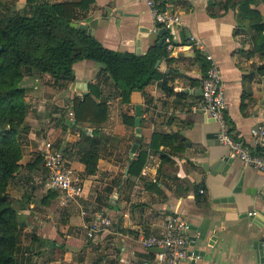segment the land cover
I'll return each instance as SVG.
<instances>
[{
    "label": "crops",
    "instance_id": "crops-1",
    "mask_svg": "<svg viewBox=\"0 0 264 264\" xmlns=\"http://www.w3.org/2000/svg\"><path fill=\"white\" fill-rule=\"evenodd\" d=\"M159 1L182 19L172 34L176 48L169 51L163 42L167 55L157 64L167 80L166 89L164 80L158 79L133 91L131 102L124 103L108 72L90 60L74 68L75 81L84 82L87 91L83 86L72 87L73 82L55 86L49 74L24 77L29 129L22 137V166L8 192L24 230L42 240L22 244L19 264H158L157 252L145 248L140 238L160 235L169 213L190 224L189 256L179 264L264 262V174L238 158L226 171L214 168L219 157H231L229 148L209 136L217 133L218 123L193 109L201 97V78L210 65L207 54H211L226 83L231 129L254 148L251 128L264 124V73L260 70L264 51L253 52L257 36L247 21L239 19L237 6L225 11L227 0ZM251 7L264 18V0ZM81 23L117 51L146 54L157 39L145 0H95ZM140 33L146 36L137 45ZM192 35L203 49L179 47L180 41L188 43ZM90 82L100 86V98L109 104L108 118L95 135L102 144L93 174L86 172L78 142L94 128L70 124H75L73 98L88 92ZM124 114L136 118L135 124L126 123ZM155 131L176 134V145L183 146L182 151L170 153L172 162L162 173L161 152L150 148ZM49 141L64 150L84 185L83 196L68 206L60 205L58 192L48 185L42 152ZM140 146L149 153L147 161L139 176L130 175L129 161ZM160 150L169 152L164 146ZM50 191L56 195L45 201ZM249 211L257 214L251 216ZM95 212L109 215L112 224L90 237L88 225L96 218Z\"/></svg>",
    "mask_w": 264,
    "mask_h": 264
},
{
    "label": "trees",
    "instance_id": "trees-1",
    "mask_svg": "<svg viewBox=\"0 0 264 264\" xmlns=\"http://www.w3.org/2000/svg\"><path fill=\"white\" fill-rule=\"evenodd\" d=\"M259 0H227L225 11L237 6L240 20L248 22L256 34L253 52L264 51L263 14L251 4ZM95 0H26L24 12L7 13L2 10L0 0V264H19V251L23 243L40 241L34 232L24 230L18 219V211L10 198V181L21 169L23 156L22 137L28 132L26 89L22 86L27 74L41 76L49 74L54 85L60 88L75 81V65L82 60L103 62L104 70L120 91L124 103L131 102L132 92L144 89L155 80H167L157 63L167 55L166 44L155 42L146 54L117 51L106 47L88 28L73 26L81 23V17ZM213 16L218 13L211 12ZM264 73V64L260 66ZM206 73V72H205ZM204 73V74H205ZM88 92L73 98L75 124H89L93 133L87 134L78 144L81 146V160L87 164V174L97 171L102 139L95 136L97 129L108 118V101L101 97L98 84L89 83ZM133 116L124 114V121L134 125ZM176 134L155 131L150 148L160 151L162 162L159 171L166 170L172 162L170 153L182 151L176 145ZM168 147V151L160 147ZM148 151L140 146L136 156L129 161L130 175L139 176L148 158ZM156 185L157 183H152ZM56 195L50 191L44 198Z\"/></svg>",
    "mask_w": 264,
    "mask_h": 264
},
{
    "label": "built area",
    "instance_id": "built-area-1",
    "mask_svg": "<svg viewBox=\"0 0 264 264\" xmlns=\"http://www.w3.org/2000/svg\"><path fill=\"white\" fill-rule=\"evenodd\" d=\"M145 2L155 21L154 31L158 33L161 28H165L167 35L163 38L167 44V50L176 48V39L171 34V29L181 26V16L162 7L159 0H145ZM179 47L183 50H192L203 49L204 45L192 35L188 43L180 41ZM207 59L210 65L201 78V97L195 102L193 109L206 113L218 123V138L229 148L231 157L240 159L245 165L264 174V124L260 123L251 128L254 148L234 134L228 120L226 83L214 57L207 54ZM42 158L48 171L49 188L58 192L60 205L68 206L80 199L84 194V185L80 175L68 161L64 150L57 148L53 142L49 141L45 144ZM248 213L251 216L257 214L255 211ZM83 214L86 215L88 212L84 210ZM95 214L96 218L88 225L90 237L112 224V218L109 215L96 212ZM163 228L160 235L142 236L140 241L147 249L156 247L163 249L156 253L158 264H179L189 256L190 224L182 216L169 213L165 217Z\"/></svg>",
    "mask_w": 264,
    "mask_h": 264
},
{
    "label": "water",
    "instance_id": "water-1",
    "mask_svg": "<svg viewBox=\"0 0 264 264\" xmlns=\"http://www.w3.org/2000/svg\"><path fill=\"white\" fill-rule=\"evenodd\" d=\"M72 25L73 26H80V27H82V28H88V25L87 24H85V23H78V22H72ZM142 30H144V29H141V31ZM147 30V29H146ZM167 31H166V29L165 28H161L160 30H159V34H165ZM176 33V29L175 28H173V29H171V34H175ZM139 38L137 39V41H136V43H137V45H140V43H141V39H140V37H142V36H146L144 33H140L139 35ZM163 42H164V38L163 37H161L160 38V40H159V43L162 45L163 44ZM0 49H1V46H0ZM138 53H140L139 52V50H138ZM158 64V63H157ZM96 65L98 66V67H105V64L103 63V62H96ZM75 85H78V87H84L85 88V90L87 91V85L84 83V82H76V81H74L73 83H72V87H74ZM140 114V113H139ZM214 120V119H213ZM136 124H137V132H138V136L140 137L141 136V133H140V128H139V124H140V117H138L137 118V120H136ZM216 134V135H215ZM211 138H213L214 139V137L216 136L217 138V140H216V143H220V140H219V138H218V134L216 133V132H214V133H210V135H209ZM211 143H212V141H210ZM137 146H138V144L137 143H135V145H134V147H133V151H135V149L137 148ZM233 159H234V157H229V156H221V157H219L217 160H216V162H215V164H214V168H216V169H219V170H221V171H226L228 168H229V166H230V164H232V162H233ZM152 250L153 251H156V252H161L163 249H161V248H158V247H156V248H152ZM194 264V263H193Z\"/></svg>",
    "mask_w": 264,
    "mask_h": 264
},
{
    "label": "rangeland",
    "instance_id": "rangeland-1",
    "mask_svg": "<svg viewBox=\"0 0 264 264\" xmlns=\"http://www.w3.org/2000/svg\"><path fill=\"white\" fill-rule=\"evenodd\" d=\"M1 7L7 13L24 12L26 0H1Z\"/></svg>",
    "mask_w": 264,
    "mask_h": 264
}]
</instances>
